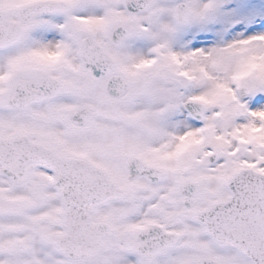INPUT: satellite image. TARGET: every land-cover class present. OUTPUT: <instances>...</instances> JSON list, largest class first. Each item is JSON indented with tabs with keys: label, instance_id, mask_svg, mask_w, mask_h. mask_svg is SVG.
Returning <instances> with one entry per match:
<instances>
[{
	"label": "snow or ice",
	"instance_id": "6c2138e0",
	"mask_svg": "<svg viewBox=\"0 0 264 264\" xmlns=\"http://www.w3.org/2000/svg\"><path fill=\"white\" fill-rule=\"evenodd\" d=\"M0 264H264V0H0Z\"/></svg>",
	"mask_w": 264,
	"mask_h": 264
}]
</instances>
